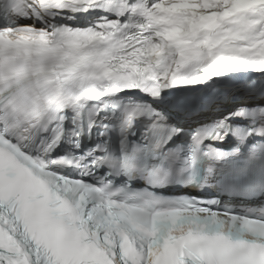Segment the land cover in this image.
Masks as SVG:
<instances>
[{
	"label": "snow or ice",
	"instance_id": "1",
	"mask_svg": "<svg viewBox=\"0 0 264 264\" xmlns=\"http://www.w3.org/2000/svg\"><path fill=\"white\" fill-rule=\"evenodd\" d=\"M0 264H264V0H0Z\"/></svg>",
	"mask_w": 264,
	"mask_h": 264
},
{
	"label": "bare ground",
	"instance_id": "2",
	"mask_svg": "<svg viewBox=\"0 0 264 264\" xmlns=\"http://www.w3.org/2000/svg\"><path fill=\"white\" fill-rule=\"evenodd\" d=\"M238 75L245 76V75H247V74H246V73H240V74H238Z\"/></svg>",
	"mask_w": 264,
	"mask_h": 264
}]
</instances>
